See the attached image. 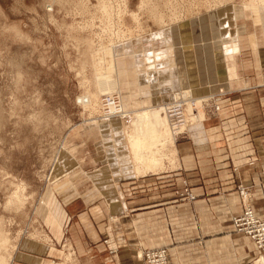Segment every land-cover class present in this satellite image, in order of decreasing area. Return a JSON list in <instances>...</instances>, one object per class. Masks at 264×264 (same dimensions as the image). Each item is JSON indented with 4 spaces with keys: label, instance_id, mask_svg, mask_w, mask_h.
Instances as JSON below:
<instances>
[{
    "label": "crops",
    "instance_id": "obj_1",
    "mask_svg": "<svg viewBox=\"0 0 264 264\" xmlns=\"http://www.w3.org/2000/svg\"><path fill=\"white\" fill-rule=\"evenodd\" d=\"M246 10L244 17L236 9L230 45L238 49L219 64L195 49L184 57L170 33L115 48L130 109L164 106L178 90L221 78L237 93L189 127L175 170L138 175L125 120L86 122L73 134L62 212L83 264H143L139 254L159 248L168 249L171 264H264V252L233 223L246 203L264 220V9ZM185 182L194 201L176 193ZM239 186L249 189V202Z\"/></svg>",
    "mask_w": 264,
    "mask_h": 264
},
{
    "label": "rangeland",
    "instance_id": "obj_2",
    "mask_svg": "<svg viewBox=\"0 0 264 264\" xmlns=\"http://www.w3.org/2000/svg\"><path fill=\"white\" fill-rule=\"evenodd\" d=\"M53 5L55 12L48 13ZM241 8L244 17V9L261 13L264 0H0V264H83L62 212L72 188L67 148L86 122L100 121L105 95L122 97L127 116L118 120L127 122L126 143L137 174L177 169V143L188 132L176 138L164 130L170 128L164 113L172 100L161 107L128 108L118 78L124 62L115 48L170 33L186 53L192 43L195 48L194 34L196 46L204 37L199 28L206 21L200 25L199 18L214 14L206 25L223 30L216 41L223 42L227 58L238 49L230 42L237 37ZM183 41L194 42L184 48ZM229 80L181 90L200 102L230 91L225 100L237 93L227 88ZM148 111L150 125L163 134L160 152L140 151L129 142L141 135ZM201 115L194 125L215 116L205 109ZM139 156H146L145 163Z\"/></svg>",
    "mask_w": 264,
    "mask_h": 264
},
{
    "label": "built area",
    "instance_id": "obj_3",
    "mask_svg": "<svg viewBox=\"0 0 264 264\" xmlns=\"http://www.w3.org/2000/svg\"><path fill=\"white\" fill-rule=\"evenodd\" d=\"M75 3L77 4L78 2ZM55 6L56 5L47 7V12L54 13ZM103 27L104 25L101 22L100 28H102V32L104 33ZM112 35L113 37H116L114 34H110L109 37H112ZM116 38L119 39L117 43H120L121 38ZM127 40L128 37L125 38L124 41ZM229 92L226 91L220 94L209 95L208 98L203 99L200 102L198 97L194 95H186L182 90L176 91L173 94L171 104L167 106L164 113L168 117L170 123L169 127L172 134L176 138H182L185 136L190 126L202 121L203 115H201V111L203 109L210 110L214 115L219 113L224 97ZM101 106L102 116L100 120L110 121L118 118H125L127 116V112L124 109V102L118 93L105 95L101 101ZM190 108H192L191 113L188 111ZM191 116H193L194 119H191ZM238 191L243 200L249 202L251 198L249 189L239 186ZM176 193L179 197L185 198L188 201H194L196 199V196L192 193L186 182L183 184V189L177 191ZM233 223L237 233L249 237L255 243L258 250L262 253L264 252V220H261L255 215L254 210L249 203L245 204L241 215L233 218ZM113 252L114 251L111 253ZM142 261L143 264H171L167 248L145 251L142 256Z\"/></svg>",
    "mask_w": 264,
    "mask_h": 264
},
{
    "label": "bare ground",
    "instance_id": "obj_4",
    "mask_svg": "<svg viewBox=\"0 0 264 264\" xmlns=\"http://www.w3.org/2000/svg\"><path fill=\"white\" fill-rule=\"evenodd\" d=\"M226 10V9H225ZM224 10V11H225ZM214 15V14H213ZM213 15H208V16H205V17H200L199 18V22H200V25L202 24V22L206 21V23H204L203 25H205L204 27L201 25L200 28H199V31H201L204 35V37L202 38V41H201V44L199 46H195L194 48V45L192 42L194 41H183L182 44H186L184 45L183 47H187V45L191 44V46H189V48L191 50L196 49V47H198V50H202L207 54L206 56H204V58H208L209 56L213 57L214 59H216L217 57H221L222 59L225 60V55H222V47H221V43H223L222 41H216V38L218 39L219 36H221L223 33L221 30L217 29V26L213 25L212 27H210V25H206V24H210L211 21H212V17ZM218 15V14H217ZM215 17V16H214ZM194 22V21H193ZM214 23L215 20H214ZM225 23V22H224ZM224 23H221V24H224ZM217 25V24H216ZM233 25V24H232ZM198 27V26H197ZM225 27H227L225 25ZM230 27V26H229ZM232 27V26H231ZM230 27V28H231ZM224 36V35H223ZM199 37V36H198ZM223 38V37H221ZM226 43V42H225ZM227 47V46H226ZM225 47V48H226ZM228 50V49H227ZM226 51V50H224ZM203 52V53H204ZM228 54H230L229 52H227ZM185 54V53H183ZM224 54V53H223ZM234 54V53H232ZM229 56V55H228ZM230 56H233V55H230ZM153 57V56H152ZM151 60V59H149ZM221 63V62H220ZM209 69V68H208ZM201 73V72H200ZM205 73V72H204ZM208 77V76H207ZM190 87V86H189ZM193 88V87H192ZM191 89V88H190ZM200 89V88H199ZM224 91V90H223ZM186 94V93H185ZM206 98V97H205ZM204 98V99H205ZM163 110V109H162ZM189 113H191L192 109L190 108L189 110ZM144 115V128H143V131L141 133L140 136H137L138 134H136V136L134 137H129V142L131 143H134L133 145H135L136 149H139L140 151H150V150H154L155 152H160L162 151V147H163V143H162V132H161V129L158 127V126H155V124L153 125H150V122L153 121V119L151 118L150 116V112H146L143 114ZM156 116V115H155ZM157 117V116H156ZM168 118V117H167ZM191 118V117H190ZM194 119V118H192ZM168 125H170L169 123V120H168ZM139 126V125H138ZM137 129V128H136ZM167 129H170V128H164V130L166 131L167 134H170L171 130H167ZM168 141V139H164V143L166 144ZM172 154V153H171ZM175 154V153H174ZM146 157V156H145ZM144 156L143 157H140L138 158V160L140 161L141 164L145 163L144 162ZM169 158V157H168ZM157 161V160H155ZM156 163V162H154ZM117 210V209H116ZM140 256V259L142 260V254H139ZM1 258H0V262H1Z\"/></svg>",
    "mask_w": 264,
    "mask_h": 264
}]
</instances>
